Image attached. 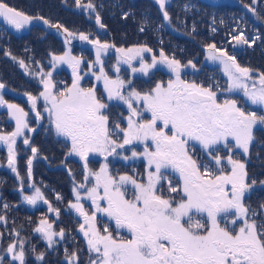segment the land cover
Wrapping results in <instances>:
<instances>
[{"label": "snow or ice", "instance_id": "6c2138e0", "mask_svg": "<svg viewBox=\"0 0 264 264\" xmlns=\"http://www.w3.org/2000/svg\"><path fill=\"white\" fill-rule=\"evenodd\" d=\"M154 2L159 5L163 22L171 26L172 18L166 8L169 0ZM257 3L258 0H251L243 7L264 20L254 7ZM75 5L87 12L89 18L95 13V23L105 28L92 0L87 3L75 0ZM189 10L190 6L185 4L184 11ZM129 15L133 13L122 14L124 19ZM0 19L18 32L33 21H41L59 30L68 45L62 54H49L47 71L41 61H33L32 67V63H25L10 51L6 50L4 55L41 86L37 95H25L36 120L45 119L46 113L55 136L61 138L58 142L66 149L61 163L67 167L69 158H78L82 163L79 181L72 169L67 168L73 196L67 207L82 218L77 230L87 245L88 264H264V200L256 207L246 202L257 187L264 189V179L250 176L247 159L237 158L240 155L249 158L257 141L255 132H264V73L253 75L254 70L241 66L235 55L210 43L206 45V59L220 66L227 81L224 85L218 81L205 85L183 78L184 69H196L192 60L182 64L162 48L157 56L146 44L126 48L102 43L100 39H91L90 34L74 33L43 16L27 15L3 0ZM148 26L145 15L139 31L144 32ZM195 31L193 22L187 34ZM230 35L236 45L249 47L260 38L250 40L239 27ZM76 39L93 46L94 60L73 55L71 44ZM110 49L116 52L115 78L105 70L104 57ZM145 53L151 54L150 61ZM84 64L87 71L81 67ZM122 64L128 66L133 77L137 74L147 77L145 83L151 82L154 69L161 70L158 66L171 75L167 81L159 80L138 90L132 79L120 76ZM61 65L71 69L70 84L53 79V73ZM89 76L95 83L85 86ZM100 84L103 91L98 95ZM4 88L0 83V90ZM41 100L42 111L38 109ZM110 106H125L127 115L121 112L116 120L110 121ZM0 107H6L15 121L14 131L0 130V143L7 146V165L21 180L23 194L15 145L17 138L23 137V143L31 147L32 157L27 160V176L31 179L33 160L39 150L30 145L25 131L35 129L29 126V113L5 101L2 94ZM258 147L264 149V142H259ZM90 157L93 161L102 158L98 169L89 166ZM109 157L143 161L144 175L137 178L113 174ZM29 186L34 192L23 195V201L32 206L42 201L59 218L60 210L52 207L40 188L34 183ZM56 198L62 199L59 194ZM2 207L7 210L9 205L5 202ZM0 222L7 223L4 215H0ZM33 231L41 234L48 248H55L56 237L61 241L65 238V230L56 231L54 222L47 217H41ZM24 245V240L8 245L5 253L11 257L9 264H26ZM80 251L69 252L65 248V264H80ZM44 257L43 252L36 255L39 261ZM4 262L5 255H0V264Z\"/></svg>", "mask_w": 264, "mask_h": 264}, {"label": "trees", "instance_id": "16d2710c", "mask_svg": "<svg viewBox=\"0 0 264 264\" xmlns=\"http://www.w3.org/2000/svg\"><path fill=\"white\" fill-rule=\"evenodd\" d=\"M259 1L256 6L264 8V0L261 3ZM3 2L17 10L23 11L27 15L43 16L53 24L59 23L74 33L83 32L90 35L95 34L94 36H90V38L100 39L102 43L115 44L117 47H131L146 44L153 49L157 56L160 51L158 47L162 48L168 54L173 51V56L182 62L199 56L200 60H202L200 63L203 62L204 48L210 43H215L218 48L229 50L230 53L241 57V59L255 53L248 67L254 71L264 73V21L256 24L255 21H251V18L248 16L249 13H246L243 4H250L251 0H173L170 7L166 5L172 18L171 26L163 22L159 5L154 0H94L92 2L96 6V12L99 13L101 22L105 25L103 34H99L93 30L94 27L88 20V13L77 8L75 0H3ZM185 4L190 6L188 12L184 11ZM144 6H147V8H144ZM123 12H131L133 15H129L127 19H124L122 16ZM94 15L95 13L92 14V16ZM145 15L148 17L149 26L144 32H140L139 24ZM178 17L180 20L185 21V23H179ZM253 17H256V15L253 14ZM213 20L215 23H213ZM193 22H195L196 31L188 35L187 33L191 32ZM161 23L164 24L163 28L160 27ZM237 27L242 29L250 40L256 36L260 37L251 47L248 46V49L240 54L234 53L230 49L232 43L230 34ZM173 28L178 30L174 31ZM212 28H215L216 31L213 32ZM56 30L55 28H49L47 26L44 28L40 25L33 28L30 32L32 34L31 38H23L21 48L17 50V48L14 49V36L10 35L8 29L0 24V69L10 63L8 60L10 57L4 55L6 50L10 51L18 59H24L25 63H32V67H35L33 63L35 60L32 55L35 53V49L40 48L39 50L45 49L46 52L55 51L57 53H63L66 47L64 38H62L64 36L59 30ZM45 34L50 35V41L41 40ZM6 38L10 39V42L7 44H5ZM1 39H4V43H2ZM161 41L163 42L161 43ZM82 42L84 41L76 39L71 44L72 49L75 50L74 53L78 56H85V53L88 52L87 48L85 51L82 45L80 46ZM57 43H60V45ZM15 51H18L19 54H16ZM251 56L249 57L250 59ZM29 57H32V61L29 60ZM14 63L17 64L18 71L15 73L14 70L7 68L6 70L9 71L6 72V76L13 82L14 86L20 87L23 90L28 86V80L19 72V64ZM257 65L262 67H258ZM11 68L17 69L14 65ZM212 71L216 70L213 69ZM65 76L66 74L63 72L54 75L53 79L66 82ZM194 78L198 79L199 75ZM137 79L148 80L147 77H137ZM0 116L1 118L2 116L6 118L5 114H0ZM7 128L10 129L9 126ZM54 146V150H57L58 146ZM0 149V163H5L7 161V150ZM28 152V148H25L23 151H17L16 153L19 155L17 159L19 161L21 159L27 161L31 157ZM262 172L264 173V169ZM43 173L49 176V173ZM54 175L58 174L50 175L48 180L53 178ZM20 176L24 178L25 172L23 170ZM43 177L45 176L41 175L39 181L42 184H46ZM20 185L21 182L17 178L0 169V215H4L7 221L6 224L0 222V233L3 234L2 238H0V244L5 246L10 242H14V238L17 239L16 241L24 240L26 262L29 261L26 264H39L36 255L41 252L44 253L42 249L38 248L43 244L40 242L41 239L36 236V232L33 231L39 222V216H27L21 214L19 211H15L13 208L17 204V201L13 200L11 191L15 190L16 187L20 189ZM255 200L250 201V203L256 205L257 202ZM57 201L60 200H55V202ZM5 202L9 205L7 210L2 207ZM52 203H54V200ZM44 217H47L49 222L53 221L52 215H45ZM16 232H19L18 237L16 236ZM33 247L35 251L32 250ZM50 259L52 260V264H59V258L52 256ZM4 264L6 263L4 262Z\"/></svg>", "mask_w": 264, "mask_h": 264}, {"label": "flooded vegetation", "instance_id": "af4514ba", "mask_svg": "<svg viewBox=\"0 0 264 264\" xmlns=\"http://www.w3.org/2000/svg\"><path fill=\"white\" fill-rule=\"evenodd\" d=\"M94 1V0H92ZM84 2H87V0H84ZM261 7V6H260ZM91 24L93 25V27H96V23H95V18H93L92 20H90ZM4 25V24H3ZM6 26V25H4ZM7 27V26H6ZM8 28V27H7ZM9 29V28H8ZM33 29V28H31ZM21 32H18L17 34L15 32H11L9 31L10 35H13V39H15V46L14 49L17 48V50L19 48H21L22 45V39L23 38H31L30 36H20ZM35 35V34H33ZM95 34H92L90 36H94ZM48 37V38H46ZM44 41H50V35H44L43 36ZM42 38V39H43ZM41 39V40H42ZM4 39H1L2 43ZM10 39L6 38L5 39V44L9 43ZM35 49V53H33V57L35 61H41L43 64V59H41L40 57L43 56V54L49 55L50 52H46V50H39ZM50 50V49H49ZM91 51V50H89ZM16 54H19L18 51H15ZM32 53V52H31ZM84 58L86 56H83ZM193 63L196 64V68L197 71L196 74L194 73H187L186 75L183 74V78H186L190 81H195L197 83H204L205 85L209 84L208 81L210 80V77L212 79L211 74L207 73L200 77V79L195 80L194 77L201 75L198 74V72L201 71V67L200 64H198L196 61H193ZM11 64L9 63L8 65H6L5 67L1 68L0 71V83H3L5 85V88L0 90V94H2L4 96L5 101H7L8 103H14L18 106H20L21 103L27 102L28 100H25L24 98L21 97V91L18 88H15L16 86L13 85V82L10 81L9 78H7L6 76V72H8L9 70H6L7 68L12 69L15 71V73L18 71V69L16 68H11ZM44 66V64H43ZM203 69V68H202ZM12 72V71H11ZM25 78L27 76V74H25L23 69H20L19 71ZM13 73V72H12ZM154 76L151 80V84L154 85V83L156 82L155 77H157L159 80H163V81H167V79H169L170 77V73L162 70V71H157V70H153ZM14 75V74H13ZM66 82H69V76L68 74L64 77ZM18 79H20L18 77ZM13 80V79H12ZM26 81V80H25ZM147 81V80H146ZM65 82V83H66ZM215 82V81H213ZM149 87V83H147ZM30 88H33L34 85L29 84L28 85ZM13 92V94H12ZM242 99V98H241ZM40 104V102H38V105ZM6 107H0V114H5L6 118L4 116H0V130H2L3 132L7 131L8 128L7 126L10 127V129L14 130V125L10 122L11 120L9 119V113L7 110H5ZM119 109L121 112L124 113V115H127V111L125 110V108L123 106L120 107H111L109 109V114H110V121L116 120L117 117L119 116V113H116L115 110ZM25 110H28V108L26 107ZM34 114V115H33ZM33 115V116H32ZM31 113L28 115L27 120L29 123V126L31 128H34L35 131L33 132H27L25 135L27 137H30V145L31 146H35L38 148L39 150V155H42V157H47V159H43L42 161L40 160L39 162H42L46 167H49L50 169L48 171H46L47 173H49L50 175L53 174H57L59 175V180H56L57 177H53L50 180H48V175L45 174L43 177L44 181L46 182V184L49 183V186H53L55 188H53L55 190V192H57V194H59L62 197H64L63 191L67 192L68 195V199L72 200V196L70 197V190H72V180L68 174L67 168H71L73 173L74 170H78L77 171V178L76 180L79 181L82 179V163L79 161V159H75V158H69V160L67 161V167L61 163L65 153H66V149L62 146L61 143H59L58 141L61 138H57L55 136L54 130L51 128V126L48 123L47 120V115H45V119L37 121L35 118V113ZM34 117V119H33ZM123 126V125H122ZM260 142H264V138L260 140ZM54 145L58 146L57 150H54ZM28 146V150L29 153H31V147L29 145ZM26 148L25 144L23 143V137L19 139H17V143L15 145V149L16 152L17 151H23ZM256 148L258 150V153L260 154V152L264 151V149L258 147V144H256ZM3 149V148H2ZM1 150V149H0ZM139 150V149H138ZM127 155H130L129 153H126ZM222 155L225 154L224 152L221 153ZM19 155H16V167L18 172H21V165L23 163V165H25V163L23 162V159H21V161H19ZM21 158V156H20ZM109 160H112V164L109 165L110 169L113 170V174H129V175H136L137 178L142 177L144 175V162L137 160V161H123V160H113V158H110ZM90 165L94 168V169H98L99 168V164L100 161L99 160H92V158H90ZM262 162L260 161V164ZM2 165V163H0V166ZM55 170V171H54ZM256 174L261 175V178L264 179V173L262 171H258L256 172ZM38 179L40 178L37 177ZM60 184V187H56L57 184ZM46 189V195L48 196L49 199L53 200H58L57 194H53V189H51L50 187H45ZM62 192H61V191ZM60 192V193H58ZM260 192H264V189H260L259 187H257L256 190L253 191L250 199L254 200L257 199V194H259ZM56 198V199H53ZM61 200V199H60ZM262 200H264V197L262 198ZM56 203V202H55ZM54 204V203H53ZM254 204V203H253ZM63 207H65L66 210H64L66 213L68 212V203H62ZM16 206H18V209H15V211H19L21 214H25L27 216H35L36 214H31L27 211V205H22L19 201L17 202ZM253 207H256V205H253ZM85 208L88 209V204L85 205ZM90 210V209H89ZM62 214L64 215V212H62ZM75 215V217L77 216L76 214H72ZM76 221L73 222V220L69 223H61L60 227L63 228L65 230V238L64 240H62V242L60 243V246H58L56 249H53L52 251H60V256H54L53 253L49 250H46L45 253V257L43 261H39V264H52V260L50 259V257L54 256L55 258H59L60 261H58L59 264H65V260H64V250L65 248H67V250L69 252H71L73 249H80V264H88V257H89V253L87 251V246L85 244V240L81 239L78 234H76V230L78 229V223L82 222V218L81 219H77L75 218ZM72 222V223H71ZM59 231V230H58ZM37 236V235H36ZM39 239L40 237L37 236ZM41 242L43 243L42 239ZM29 263V262H28Z\"/></svg>", "mask_w": 264, "mask_h": 264}, {"label": "rangeland", "instance_id": "374dc122", "mask_svg": "<svg viewBox=\"0 0 264 264\" xmlns=\"http://www.w3.org/2000/svg\"><path fill=\"white\" fill-rule=\"evenodd\" d=\"M172 1H173V0H169V2L166 3V5H167L168 7H170ZM144 8H147V6H144ZM245 9H246V8H245ZM256 9H257V8H256ZM246 10H247V9H246ZM259 15H260L261 17H264V8H260V10H259ZM259 21L262 22V21H264V20L259 19ZM38 22H39V24H40L41 26L44 25L41 21H38ZM0 23L6 25V24L3 22L2 19H0ZM34 23H37V22H36V21H33V24H32V25L27 26L25 29H22V30H20L19 32H25V33L28 32L29 29H30V27L33 26ZM6 26L10 29V31H12V32H18V31H16L14 28H12L10 25H6ZM58 37H59V36H58ZM162 42H163V41H162ZM164 42H165V41H164ZM57 44L60 45V43H57ZM164 44H165V43H164ZM89 47H90V50H91V51H90L91 54L88 55V56H86V57L84 58L86 61H92V60L95 59V50H94V48H93L92 45H89ZM122 47H124V46H122ZM131 47H133V46H131ZM126 48H127V47H126ZM158 48H159V50L161 49L160 47H158ZM57 49H59V48H57ZM204 49H205V56H203V57H204V60H203L202 65L205 66V67H206V65H208L209 68H206L205 71H206L207 73L211 74V76H212V79H210V80L208 81V83H214L213 81H215V82L218 81L221 85H224V84L226 83V81H227V77L224 76L223 71L221 70V68H220V66H219L218 64H213L211 61H208V60L206 59V57H207V51H206V48H204ZM64 50L66 51L67 48L65 47ZM223 50H226L230 55H234V54L230 53L229 50H227V49H223ZM170 51H171V50H170ZM230 51H231V50H230ZM166 54H168V53H166ZM144 55H147V53H145ZM168 55H169V56H173V51H172L170 54H168ZM242 55H243V54H242ZM76 56H77V55H76ZM42 57H43L44 69H45L46 71H47V70H50V66H49V64H48V60L50 59V56H49V55H46V54H43ZM236 59H237L238 63L241 64V66L248 67V65H249V60L241 59V57H239V56H236ZM104 61H105V70L109 73L110 76H112L113 78H115L116 73H115L114 70H113V66L115 65V62H116V52H115L114 49H110V50H109L108 54L104 57ZM133 63L136 64V66H139V65H138V61H134ZM181 63H182V61H181ZM46 66H48V67H46ZM81 67H82V69H83L84 71H87V65H86V64L82 65ZM214 67H217V70L219 71L220 76H219V74H217L215 71H212V70H211V68H214ZM127 68H128V66H127L126 64H122V65H121L120 76H121L122 78H124V79H127V74L125 73V70H126ZM158 68L161 69V70H159V71L164 70V71L168 72L167 69L162 68V66H158ZM154 70H156V69H154ZM62 71H65V72L69 75L70 82H66V83L70 84V83H71V69L68 68L66 65H61L60 67H58V68L56 69V71L53 73V76L56 75L57 73H61ZM257 73H259V72H258V71H254L253 75H256ZM137 76H140V75L137 74ZM146 80H147V79H143V80H141V81H139V82H135V81L133 80V85H134L138 90H144V89H146L147 86H148V84L145 83ZM155 80H156V81H159V79H158L157 77H155ZM93 83H95L94 78H92V77H90V76H89V77H86V83H85V86H91ZM150 86H152L151 83H149V87H150ZM36 87H37V89H38V90H36V93H33V92L29 89V86H28V88H27L26 93H30V94H33V95H37L38 92L41 90V86L37 83ZM102 91H103V87H102V84H100V85L98 86V95H99L100 93H102ZM21 97L24 98L25 100H27V96H26L25 94H22ZM222 98H223V97H222ZM39 102H41V104L38 105V109L42 111V104H43V101L41 100V101H39ZM113 103H115V102H113ZM19 107H21V108L24 109L23 106H19ZM123 107H124L125 110L127 111L126 107H125V106H123ZM5 110L8 111L7 108H5ZM115 112H116V113H119V112H121V111L117 108V109L115 110ZM8 113H9V111H8ZM45 114H46V113H45ZM33 115H34V114H33ZM9 119L11 120L10 122L14 125V130H15V121H14V119H12L10 113H9ZM14 130H13V131H14ZM27 132H28V131L26 130V131H25V134H26ZM262 136H263V134H262ZM20 138H21V137H19V138H17V139L20 140ZM261 139H262L261 136L259 137V134H258V135H257V141H256V142L259 143ZM0 146H2V147H6V148H7V146L4 145L3 143H0ZM255 154H257V151H254V152L250 151V157L247 158V160L253 164L252 166H254V160L252 159V157H254ZM242 157H244V156L242 155ZM255 157L257 158V159H256V162H259V163H256V164H255V168H254L253 170H252L251 168H249V167H247V169H248V171H249V175H251V174H252V171H253V172H254V175H252V176L256 177L257 179H262L263 177L261 178V175L256 174V172H258V171H263V169H264V151L260 152L259 157H258L257 155H256ZM90 158H91V157H90ZM110 158H112V157H109V159H110ZM75 159H77V158H75ZM95 160H99L100 162H102V158H101V157H96ZM260 161L262 162L261 164H260ZM89 166H90L91 168H93L91 165H89ZM99 166H100V164H99ZM256 167H259L258 170H257ZM93 169H94V168H93ZM111 170H112V169H111ZM256 170H257V171H256ZM77 171H78V170H74V174H75V177H76V178H77ZM112 171H113V170H112ZM255 171H256V172H255ZM56 180H59V178L57 177ZM31 184H33V183H28V186L31 185ZM34 184H35L36 187H39L40 190H41V192L44 194L43 189L45 188V186L42 188L40 185H38V184H36V183H34ZM55 184H57V183H55ZM60 186H61L60 184H57L56 187H60ZM29 188L32 190V191H31V194H32V193L34 192V189H33L32 187H30V186H29ZM50 188L53 189V188H55V187L50 186ZM53 191H54V192H53L54 195L57 194V192H55L54 189H53ZM60 191H61V190H60ZM61 192H62V191H61ZM58 193H60V192H58ZM31 194H30V195H31ZM63 194H64L63 200L61 199L60 201H57L56 203H55V200H54V204L52 203L53 206H55V207L52 206L54 209H59V210H60V216H59V218L56 217L55 212L46 211V213H41V214H39V212L42 211V209H41V205H40V204L42 203V201H39L35 206H32V205L27 206V207H28V208H27V211H28L29 213H31V214H36V215H38V216H39L38 220H40V218H41V217H44L45 215H47V216L53 215L54 228H55L56 231H57V230H60V229H61L60 224H61V223H65V222L67 221L66 217L61 218V214H62V212H63L64 210H66L65 207H63L62 203H64V202H65V203H68V201H69V199H68V195H67V192H66V191H63ZM71 196H72V190H70V197H71ZM44 197H45V194H44ZM263 197H264V192H260L259 194H257V199L255 200V201L257 202V203H256V206H257L258 203L262 200ZM53 199H56V198H53ZM72 199H73V196H72ZM47 200L49 201V203L52 201V199H49V198H47ZM86 204H88V202H85V205H86ZM56 206H57V207H56ZM252 206H253V204H252ZM68 212H69L71 215H72V214H76L74 211H71V212H70V211L68 210ZM72 216H75V215H72ZM75 218H77V219H81V218H79L78 216H76ZM36 234H37V236L40 237V239H42L43 244H44L43 246L45 247L46 250H48V249H52V248H48L47 242H46V240L41 236V234H39V233H36ZM76 234H78V236H79L82 240L84 239V238H83V235H82L78 230H76ZM56 239H57L58 243H61V242H62V241L59 239V237H56ZM16 240H17V239L14 238V242H15ZM10 243H12V242H10ZM10 243L6 244L5 246L2 245V244H0V255H5V263H6V264H9V261L11 260V257L8 256V255L5 253V249L8 247V245H9ZM58 243H57V244H58ZM85 244H86V242H85ZM86 246H87V245H86ZM55 248H56V246H55ZM53 249H54V248H53ZM79 257H80V252H79ZM27 262H29V261H27ZM27 262H26V263H27ZM13 264H18V262H13ZM43 264H44V263H43Z\"/></svg>", "mask_w": 264, "mask_h": 264}, {"label": "water", "instance_id": "95a60500", "mask_svg": "<svg viewBox=\"0 0 264 264\" xmlns=\"http://www.w3.org/2000/svg\"><path fill=\"white\" fill-rule=\"evenodd\" d=\"M244 48H245V45H236V44H235V45L233 46V49H235V50H242V49H244ZM190 69H191V68L188 67V68L184 69L183 72L191 71Z\"/></svg>", "mask_w": 264, "mask_h": 264}]
</instances>
